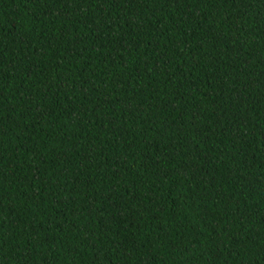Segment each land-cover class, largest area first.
<instances>
[{"label": "trees", "instance_id": "16d2710c", "mask_svg": "<svg viewBox=\"0 0 264 264\" xmlns=\"http://www.w3.org/2000/svg\"><path fill=\"white\" fill-rule=\"evenodd\" d=\"M0 264H264V0H0Z\"/></svg>", "mask_w": 264, "mask_h": 264}]
</instances>
